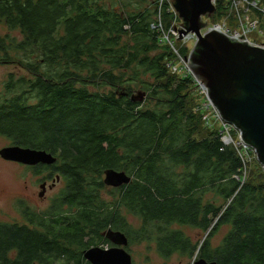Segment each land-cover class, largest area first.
I'll use <instances>...</instances> for the list:
<instances>
[{"label":"trees","instance_id":"16d2710c","mask_svg":"<svg viewBox=\"0 0 264 264\" xmlns=\"http://www.w3.org/2000/svg\"><path fill=\"white\" fill-rule=\"evenodd\" d=\"M139 1L148 7L133 13L103 0H0V25L23 35L21 41L0 36V49L15 52L13 59L29 73L11 75L0 94V135L13 145L62 151L58 169L68 189L59 209L77 208L81 219L69 223L73 218L55 208L44 232L0 225V264H32L34 258L89 264L71 245L83 251L95 240L86 242L85 232L80 242H70L68 233L115 225L119 208L142 220L138 238L156 242L164 256L187 252L218 264H264V184L247 182V167L218 131L195 139L200 122L186 91L197 84L168 67L177 60L153 28L159 0ZM96 83L113 94L88 89ZM139 94L157 107L140 110L142 102L132 100ZM109 169L132 178L115 211L101 198V174ZM92 175L96 179L88 180ZM209 191L230 203L204 202ZM101 219L99 228L94 224ZM173 225L198 227L207 239L194 249ZM227 225L229 233L212 249L210 238Z\"/></svg>","mask_w":264,"mask_h":264},{"label":"water","instance_id":"95a60500","mask_svg":"<svg viewBox=\"0 0 264 264\" xmlns=\"http://www.w3.org/2000/svg\"><path fill=\"white\" fill-rule=\"evenodd\" d=\"M182 25L174 26L178 38L195 34L197 42L190 51L191 70L206 86V93L225 122L236 128L243 140L255 149L257 159L264 169V48L234 41L218 28H209L205 17L212 18L216 7L212 0H171ZM203 31H205L203 33ZM181 37V38H180ZM194 46V45H193ZM145 94L132 97L143 101ZM3 158L28 165L40 162L55 164L57 158L45 151H33L20 146H10L1 151ZM132 182L131 176L115 169L106 171L105 183L119 187ZM118 245H128L123 234H118ZM92 264H133L124 248L104 250L100 247L85 251ZM195 264L208 263L204 258Z\"/></svg>","mask_w":264,"mask_h":264},{"label":"rangeland","instance_id":"374dc122","mask_svg":"<svg viewBox=\"0 0 264 264\" xmlns=\"http://www.w3.org/2000/svg\"><path fill=\"white\" fill-rule=\"evenodd\" d=\"M103 3L106 5L112 6L114 8H117L119 11L123 10L126 12H133V13L144 11V9L148 7L147 5L143 4L142 1H139V0H103ZM222 7H223V10L227 12V14L224 15L222 20L221 18H222L223 11L218 10L219 14L214 15L211 19H207V17H205L204 22L208 20L211 27H214L215 24H220L221 26H223V24H226V23L232 24L235 26L237 25L236 27H238L241 32L242 27H239V25L242 23H241V20H240V24L238 22V19H237L238 14L236 12L235 13L230 12V6L228 4H224L222 5ZM157 9L159 10L158 4H157ZM163 9L165 10V6H163ZM234 15L236 16V18L234 17ZM154 21H157V16H156V19H154ZM234 29L236 30V28ZM204 32L205 31H203V33ZM221 33L225 35L223 31ZM0 36L2 38L8 37V36L11 38H17L18 41H21L23 39V35L21 34L19 30L13 31L9 29L8 27H6L5 25H0ZM250 40L253 42L264 43V33L263 34H260V33L252 34L250 36ZM181 48H182V55L186 57L188 55V51L185 50L186 47H184L183 44L178 43L177 49H179V52ZM192 48L193 47H191L190 49ZM11 55L12 56H8L6 53L2 52V50L0 49V94L5 93V85L11 75H15L16 77L29 75V73L24 69V67L18 63L17 59H13V57L14 58L16 57V53L12 52ZM184 73L186 72L184 71ZM184 73L180 72V75L183 76ZM175 76L176 75H174V77ZM175 80L177 81L176 77H175ZM96 85L98 86H88V89L92 90L93 92H98L101 95H109V94H113L114 92V89L110 86L99 85V83H96ZM78 86L82 88L81 84H78ZM186 94L188 96L190 108L194 106L193 110L194 109L200 110L202 107H204L203 105L204 100L200 92H195L193 89H191V90L186 91ZM192 97L194 98L195 104H194V101L191 99ZM30 102H33L32 104H38V102L36 101L31 100ZM141 102L142 104L139 107L140 110H146L147 108L154 109L155 107H157L155 102H152L150 104L144 102V100ZM199 110H197L196 117H197V120L200 122V124H197L198 130L200 131L197 135H195V139L202 140L206 137H209L214 128H211L209 126H204L205 124L208 123L210 114L208 112L202 114L200 113ZM230 135L232 136L234 140H237V134L231 131ZM10 145H12V141L9 140V138L0 135V150L2 151L3 148L5 147L7 148ZM15 146H20V145H15ZM20 147H23V146H20ZM23 148H28V147H23ZM1 151H0V154H1ZM249 155L251 157L249 161L247 162V164L245 165L248 170L245 173L246 180L248 179L247 182L248 181L252 182L254 186L264 184V169L257 159L256 152L251 151L249 152ZM23 168L24 167L15 165L13 163L5 162L0 157V225L2 223H5V224L12 223L14 220L11 219V217H14V216L19 217L18 212L20 211L22 212L23 207L17 204L15 205V197L17 195L24 194L26 186L28 187V189L30 188L31 191L34 190V191L39 192L40 190V187H36L35 185L37 178L33 179V183L31 182V180L24 178V173H26L27 170ZM127 174L129 175L128 172ZM48 177H49V173H48ZM48 177L44 179H47ZM92 178L96 179V176L95 175L89 176L88 180H91ZM105 178H106L105 173L101 174V180L104 181ZM65 190H66V184L63 182V179H62V181L58 184L57 189L49 193V199L47 200L45 204H42L41 207L49 209L50 206L52 205L51 198L55 197L57 194H60V193L62 194L63 192H65ZM120 194H121V191L119 192L117 190H112V189H102L101 190L102 201L108 204V207L109 208L111 207V210H114V211L118 209L116 208V205L118 204L117 200L119 199ZM36 200L37 199L35 198L34 201ZM203 200L204 202L214 203L218 207H226L230 203L229 201L226 202L221 197L216 196L214 193L210 191L204 194ZM118 210L121 213V216L124 215V217L127 218L129 225L134 230V233H133L134 241L129 246V253L133 257L135 264H195L198 260L201 259V257H199L200 255L197 253H194V254L187 253V252L177 253L169 257L162 255L159 252L156 242L146 241L145 239L140 240L138 238V235H140V233L142 232V227H143L142 220L136 217L135 215L130 214L125 208L123 209L119 208ZM21 217L24 218V215H22ZM22 221H24V219H22ZM171 228L174 231L179 230L185 236L189 237L191 240L192 248L194 249L197 248V246H199L200 243L203 244L205 240L207 239V234L205 233V231L203 232L198 227L193 228L190 226L173 225ZM229 231H230V227L228 225L223 226L218 231H216V234L210 238V241H211L210 246L212 247V249H215L216 247L221 245L224 237L229 233ZM89 238L90 237L86 238V242H89ZM71 248L72 250H76L78 252L82 251L83 249L82 246H78L76 244H72ZM84 252L82 254H84ZM15 257H16L15 255L11 256V258H15ZM34 259L35 260L32 259V264H49L50 263L49 261L40 260L39 258H34ZM40 261H42L43 263H41ZM52 264H55V263L53 262ZM73 264H81V263L76 262Z\"/></svg>","mask_w":264,"mask_h":264},{"label":"flooded vegetation","instance_id":"af4514ba","mask_svg":"<svg viewBox=\"0 0 264 264\" xmlns=\"http://www.w3.org/2000/svg\"><path fill=\"white\" fill-rule=\"evenodd\" d=\"M204 19H203V21H204ZM207 19H210V18H207ZM181 22H182V20H181ZM205 22L210 24L208 20H206ZM181 25H182V23H181ZM182 39H179V41H182ZM196 42H195V44H196ZM195 44L193 46V49L195 48ZM186 49L189 53V49L187 47H186ZM181 53H182V50H181ZM185 58H186V60L190 61V57L188 58V55ZM179 77L180 78H190V77L181 76V75H179ZM10 146L13 147L15 145L12 144ZM10 146H8V147H10ZM28 149L33 150V151H45L47 153H51L54 157L57 158V162L55 164H52V165L41 163V162L37 165H28V164L20 163L17 161L8 160V159L0 156L2 158V160L5 162L13 163L15 165L24 167L23 169L27 170V172L24 173V178L31 180L32 183H33V179L37 178L35 185H36V187H40L39 192H37L34 190L31 191V189L30 188L28 189V187L26 186L25 187V193L17 195L15 197V205L17 204V205L23 207L24 212L23 211L18 212L19 217H15V216L11 217V219L14 220L12 223H10V224L2 223L1 225H13L12 227H16L13 230L25 229L27 231H33V232L34 231H38V232L43 231L44 232V229L48 230L47 222L50 219L49 215L51 214V212L55 208L59 212V214H64V212H66L63 209L62 210L59 209V204L61 202L60 200H61V198H64L63 195L65 192L62 194L61 193L57 194L55 197L51 198L52 205L50 206L49 209L42 208L41 206H42V204H45L47 202V200L49 199V193H51L57 189V186L62 181V179H63V182L66 184V193L65 194H67L68 182L58 169L61 166V164L63 163L62 157H61L62 151L60 149L57 150V153L54 152L53 150H47V149H44L42 147L41 148H35L34 146H28ZM109 170H111V169H109ZM106 171H105V177H106ZM116 171H118V170H116ZM118 172L127 173L126 171H122V170H119ZM48 173H49V177H48ZM46 177H48V178L44 179ZM105 179L103 181L105 184L104 189H112V190H117L120 192L121 189H123L125 186V185H122L119 187H115V186L108 185L107 183H105ZM35 198L37 199L36 201H34ZM67 206L68 207H65V209L67 210L66 213H68V215H70V218H73V220H70L69 223L75 222L77 224H81L79 209L72 208L69 205H67ZM74 210H76V211H74ZM22 215H24V218L21 217ZM42 217H44V218L41 219ZM22 219H24V221H22ZM37 220H41V223H39ZM103 221L104 220L101 219V220L97 221L94 225H96L97 227L100 228L103 225ZM55 230H56V227L52 226V232H55ZM83 233H85L86 236L90 235V239L95 240L94 241L95 245L91 248L100 247L104 250H111L114 248H124L127 252H129V246L134 241V239H133L134 230L131 228V226L129 225V223L127 221V218L124 217V215L121 216V219H118L116 221L115 225L107 226L106 229L104 226L103 228L100 229V231L98 229H97V231H94V229H93V230H90V233H88L87 230L86 231L84 230L82 232L81 228L79 226V229L76 232V234L73 236L69 232L68 233L69 235H67V238L70 242H77V241L80 242L81 236L83 235ZM120 233L125 235V237L128 240V245L122 246V245H118L117 243H115V241L120 240V238L116 239V237H119L118 234H120ZM64 237L66 238V236H64ZM103 241H105V242L101 243ZM84 251L85 250L78 252L76 250H72V253L74 255H77V257H78L80 255V252L83 253ZM8 253L10 254V256L15 255L14 250H10V251H8ZM69 258H72V257H69ZM84 258H85V256H84ZM132 259H133V257H132ZM85 260L89 264H92L86 258H85ZM208 262H211V261H208ZM133 264H135L134 259H133Z\"/></svg>","mask_w":264,"mask_h":264},{"label":"built area","instance_id":"2783aa9c","mask_svg":"<svg viewBox=\"0 0 264 264\" xmlns=\"http://www.w3.org/2000/svg\"><path fill=\"white\" fill-rule=\"evenodd\" d=\"M213 4L215 5L218 13V10L220 11V8L224 4H228L230 6V12L237 13V19L240 24L239 27H242V31L240 32V29L232 24H223L221 26L220 24L214 25V27H211L209 24V28H218L221 32L223 31L226 36H228L230 39L240 42V43H247L252 44L256 47L264 48V43H258L253 42L250 40V36L252 34L264 33V0H212ZM159 6V16H157V26L156 24L153 26V28L157 31L159 35L160 43L164 46L169 47L170 50L175 55V59L177 60L176 64L170 63L168 65L169 69L173 72V74L180 75V72L184 73L183 76L190 77L189 76V64L190 61L186 60V58L182 55L181 50L179 52V49H177L178 43L183 44V46L187 47L189 49L188 58L190 57V49L193 47L195 42L197 41V38L194 34H188L185 35L182 39V41H179L178 31H174V26L178 27L181 24V20L179 18V15L177 14L176 10L174 9L171 0H159L158 1ZM163 6H165V10H167V14H164ZM223 8V7H222ZM215 14V15H216ZM227 12L223 10L222 18L224 15H226ZM236 18V16L234 15ZM166 18H170V23L168 24L166 22ZM240 18V19H239ZM236 28V30L234 29ZM192 43V45H191ZM191 45V46H190ZM195 82V81H194ZM197 86H195L194 91L200 92L203 100H204V107H202L199 111L204 114L208 112L210 114V118L207 124L204 126H209L211 128H214L213 131H218L219 135L222 138V142L225 146H233L235 149L240 146V144H243L242 136L240 132H238L232 125L225 122L222 117L220 116L219 111L215 107V105L210 100L209 96L206 93V87L202 83H197ZM195 112L197 113V110L195 109ZM214 121H217L219 123V126H215L213 124ZM234 132L237 134V140H234L232 136L230 135V132ZM243 147H246V145H243ZM237 150V149H236ZM254 151L252 147H249L245 150H237L239 156L241 157V160L246 165L247 162L250 159L249 152ZM246 173V172H245Z\"/></svg>","mask_w":264,"mask_h":264},{"label":"bare ground","instance_id":"6f19581e","mask_svg":"<svg viewBox=\"0 0 264 264\" xmlns=\"http://www.w3.org/2000/svg\"><path fill=\"white\" fill-rule=\"evenodd\" d=\"M211 19V18H210ZM189 76H190V78L192 79V80H194L195 82H197V83H201L199 80H198V78L196 77V75L194 74V72L191 70V63L189 64ZM201 105V104H200ZM199 106V105H198ZM197 110H199V109H197ZM201 113V112H200ZM228 123V122H227ZM213 124L215 125V126H219V123L217 122V121H214L213 122ZM236 129V128H235ZM237 130V129H236ZM238 131V130H237ZM239 132V131H238ZM221 140H222V138H221ZM242 140H243V138H242ZM243 145H246V147H243ZM249 147H251V145L249 144H247L244 140H243V144H240V146H238L236 149L237 150H245V149H247V148H249ZM253 150L255 151V149L253 148ZM256 152V151H255ZM129 253V252H128ZM130 254V253H129ZM131 255V254H130ZM85 256V255H84ZM132 257V256H131ZM207 261V260H206ZM208 262V261H207ZM208 263H211V262H208Z\"/></svg>","mask_w":264,"mask_h":264}]
</instances>
